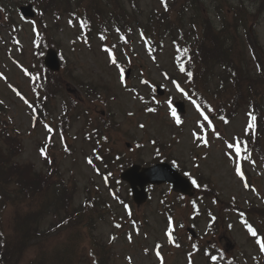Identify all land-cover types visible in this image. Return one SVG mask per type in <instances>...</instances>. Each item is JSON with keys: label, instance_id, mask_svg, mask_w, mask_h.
Here are the masks:
<instances>
[{"label": "rangeland", "instance_id": "obj_1", "mask_svg": "<svg viewBox=\"0 0 264 264\" xmlns=\"http://www.w3.org/2000/svg\"><path fill=\"white\" fill-rule=\"evenodd\" d=\"M15 2H25L26 0H14ZM231 5H236L240 0H229ZM249 2V0H247ZM212 0H205L203 12L208 13L216 25L221 24V14L217 13ZM162 4L160 0H140L142 17H146L152 10H158ZM227 9V8H226ZM226 9L222 10L225 11ZM252 10L255 6L251 7ZM230 18V17H228ZM16 19V17H15ZM17 22L21 21L18 17ZM23 31L21 32V44L24 47V55L29 58L34 47L35 35L33 32V23L21 22ZM253 25H250V27ZM257 41L264 47V16L259 18L256 26L251 27ZM75 28L70 27L65 21L57 32L63 40L61 51L64 57L73 63L75 73L71 69L70 76L82 77L85 81L93 82L100 86L103 95L112 98L111 109L118 122L121 123V131H117L113 136V146L117 152L136 156L144 163H149L153 159L156 146L151 143L155 140L157 144L173 141L172 153L177 158L181 167L191 170L192 172L200 171L216 186V197L213 199H198L195 204L186 202L176 209L177 227L176 231L182 236L183 243H189L187 239V229L192 228L197 231L198 236H202V243L208 244L213 240L211 235L206 236L209 231V220L204 217L208 209H212L219 216L220 224L218 231L219 246L226 251L229 257H238L241 264H262L259 256H264L258 244L249 238L244 228V223L240 220L239 215L225 208L229 201H236L242 207L252 206L264 207V167L262 164H246V169L251 172L252 180L249 187H244L245 182L235 173L236 163L233 150L227 148L228 143L235 142L237 137H243L248 124L249 109L240 110L239 114L230 122L222 123L213 119L212 126L220 134L217 139L212 132L208 131V147L203 145L197 146L192 133L196 130L202 132L196 127L202 118H199L194 106L190 101H186L183 95L176 91L172 80L166 79L163 70L173 72L172 55L173 44L170 39L165 38L163 50L157 52L156 57H151L148 53L145 43H143L138 32L133 34V50L128 51L126 57H121L122 66L125 73L128 71V64H131L130 76L125 79V84L119 81V73L114 65L109 63L108 54L103 50L100 40H93L91 46L87 43L78 44ZM244 34V33H243ZM8 33H4L0 38V99L10 110V115L14 125L24 137L26 152L19 158L22 162L32 161L36 164L38 170L44 168L42 158L37 150V143L46 139L48 130L44 126L33 127V116L29 107L13 91L11 85L23 86V90L28 91V80L23 72L12 59L22 58V53L18 47L13 46L10 42ZM240 43V41H238ZM111 43L119 45V38L113 37ZM137 56H136V55ZM247 60L252 59L247 48ZM169 72V73H171ZM147 80L148 84L141 83ZM158 84L163 87L170 97H157L155 101L160 104V111L150 114L147 111L146 101L154 94V85ZM126 85V86H125ZM69 97H77L82 92L74 84H68ZM66 97V95H65ZM142 97L143 99H140ZM170 98L176 100L183 99L187 102V112L182 120V129H177L175 120L171 116L170 109L166 101ZM64 96L59 97L52 107L54 116L57 118L62 112ZM152 101V100H151ZM96 114L104 113L109 115L110 110L99 104L93 109ZM94 114V112L92 111ZM132 113V115H129ZM144 127L141 128L140 125ZM207 125V123H204ZM82 124L73 125L72 142L74 149L72 154L69 149L60 147L56 153L57 161L62 167L63 173L68 177L71 171L74 172L78 179L79 192L77 201L84 198V189L88 185L90 176L94 173L86 163V156L92 151L91 146L82 138ZM207 130L208 127L206 126ZM59 140V139H58ZM135 141H141L143 144L135 145ZM131 147L126 148V143ZM133 150V152H131ZM131 152V153H130ZM186 166V167H184ZM101 180L98 183L101 184ZM168 187L151 193V201L142 206L133 205L130 209L126 205L119 204L118 201L109 198L110 208L117 218L121 220L120 227H116L114 219L109 217L106 221L101 222L97 228V235L105 243L112 241L113 251L116 254L117 264H161L157 256V251L162 253L165 259L163 264H213L208 258L199 255H188L186 251L178 249L169 242L166 232L169 226L164 222L162 207L159 200L162 192ZM126 188H123L122 195L127 196ZM172 196V195H170ZM235 199V200H234ZM193 206L198 207L201 211V221L197 227L190 225L192 218ZM131 212V215H128ZM258 212L255 214L257 215ZM136 215L139 217V223L130 222L128 217ZM261 220L264 222L262 215ZM252 222H256V217L250 216ZM182 225V227H181ZM260 230L264 229L259 227ZM115 237V239H113ZM131 237V240H129ZM230 241L227 249L226 240ZM159 246V247H157ZM173 251V252H172ZM258 261V262H257ZM215 264H217L215 262Z\"/></svg>", "mask_w": 264, "mask_h": 264}, {"label": "trees", "instance_id": "obj_2", "mask_svg": "<svg viewBox=\"0 0 264 264\" xmlns=\"http://www.w3.org/2000/svg\"><path fill=\"white\" fill-rule=\"evenodd\" d=\"M9 1L0 0V8L4 9ZM257 1L264 8V0ZM29 2L40 9L38 16L41 18L48 17L56 23L63 17L77 21L80 25L82 21L85 22V26L80 27L85 30L89 39L96 34L102 37L106 31L114 33V30L130 37V32L139 29L140 33H143L144 41H147L146 44L153 48L154 52L157 48L161 50L165 38L171 39L175 47L173 54L175 74L181 75L180 80L189 95L207 109L213 103L214 111L220 119L221 117L231 119L239 110L248 108L256 116L255 128L248 130L246 138L238 140L243 142L239 143L240 152L241 155L246 152V146L251 154L256 153L264 157V51L258 42L251 38L249 32L245 43L242 42L240 45L238 42L239 25L247 27L256 16L245 8L242 1L238 6L227 7L232 13L224 12L220 29L214 25L211 17L203 12L202 0H168L167 10L165 7L162 10L156 9L146 17H141L139 0H29ZM214 5L224 8L227 2L215 1ZM10 22H13V19L9 12L6 23H0V31L10 27L8 25ZM40 29L42 38L46 35L49 40L53 38L52 29L49 30L44 25H41ZM51 44L55 45L53 42ZM247 47L250 48L252 55V59L249 60L246 58ZM184 49L188 51L185 53ZM181 64L186 72L193 73L191 79L180 72ZM253 67L257 73H253ZM38 68V66L34 68V73L39 71L41 76L49 78L44 79L43 94L53 97L64 86L63 83L69 77L71 69H74V65L64 63V70L58 74H53L46 68H42L41 71ZM213 74L216 79L213 78ZM75 81L79 86H86L78 77ZM90 88L94 94H100V87ZM73 106L76 108V104ZM112 124L114 123L111 120L103 119L96 124V131L103 129L106 135ZM22 151V140L11 128L6 114L0 112V208H8L11 203L18 209V215L12 222V233H6L4 224L0 223V264L23 263L26 257V244L32 241L36 234L34 223L45 208L51 210L58 223H61L56 231L65 233L62 238L64 248L47 253L44 248L47 243L42 242L41 256L29 257V260L26 258L28 264H80L85 259V250H82V246L87 242L93 243L91 257L94 264H111L107 246L96 241L91 234L96 223L103 220L108 212L107 201L101 192L97 189L93 191L87 189L85 204L77 208L74 201L76 186L66 185L61 178H56L58 173H53L51 177L43 176L34 173L32 164H20L16 157ZM160 159L168 157L162 156ZM210 184V179H206L205 187L197 194L213 197L215 191ZM162 202L164 205L169 204L166 196ZM11 236L14 243L8 239Z\"/></svg>", "mask_w": 264, "mask_h": 264}, {"label": "snow or ice", "instance_id": "obj_3", "mask_svg": "<svg viewBox=\"0 0 264 264\" xmlns=\"http://www.w3.org/2000/svg\"><path fill=\"white\" fill-rule=\"evenodd\" d=\"M160 3H161L162 5H164L165 10H167V3H166V0H160ZM69 24H70V25L72 24V21H71V20L69 21ZM80 26L83 28V27L85 26V22L82 21ZM141 37L143 38V33H141ZM101 39L103 40L104 37L102 36ZM85 42H87V41H85ZM145 43H147V41H145ZM103 50L108 54V61H109V63H111L112 65H114L115 68L118 70V73H119V81H120V83H121V84H125V69H124V67H122V66L117 62V59H116V57H115V55H114L112 49H110V48H104ZM187 51H188L187 49H184V52H185V53H186ZM179 70H180V72L185 73L186 76H187L189 79L192 78L193 73L190 72V71H189V72H186V70H185L183 64H181V65L179 66ZM26 74H27V73H26ZM165 78L168 79L167 76H165ZM171 82H172V84L174 85L176 91L179 92V93H181V94L184 96V98H185V99H188V100L190 101V103L194 106L196 112H197L198 115H199V118H202L204 121H207V125L197 123L196 127H197L198 129H200L201 131H203V129H204L206 126H207V127H211V128H212V132H213V134L216 136L217 139H220V134L216 132L215 128L212 126V122H211V120L209 119L208 115L205 114V111L211 112L212 109H211L210 107H209L207 110L203 109V108L201 107V105H200L199 103H197V101H196L195 99H192V97L189 95V93L186 92L185 89L181 87L180 83H178V82L175 81V80H172ZM141 83L148 84V81H147V80H143V81H141ZM125 86H126V85H125ZM13 91H15V89H13ZM17 95L20 96V93L17 92ZM20 98H21L22 100H24V97H23V96H20ZM140 99H143V98L140 97ZM24 102L27 103L26 100H25ZM166 104H167L168 108L170 109L171 116H172L173 119L175 120V123H176L177 125L182 124L181 119H180V118L177 116V114H176V110H175V108H173V106H172V101L169 99V100L166 101ZM29 106L31 107V105H29ZM147 111L151 113V112H155L156 109H155V108H152V107H149V108H147ZM129 115H132V113H129ZM221 119L224 120L223 117H221ZM255 121H256V116L253 115L252 113H249V121H248L247 127H246V129H245V135H247L249 129H254V128H255ZM224 123L227 124L228 121H227V120H224ZM46 127H47V126H46ZM140 127L143 128L144 125L141 124ZM47 130H48L49 132L52 131V129H51L50 127H48ZM192 136H193L194 141L199 142V143H197V146H198V147L201 146V145H203L204 147H208V140L205 138V136L200 135V134H198V133L195 132V131L192 133ZM239 143H243V142H237L236 145H235V154H236L237 156L240 155V147H239ZM233 147H234V144H233V143H228V144H227V148L232 149ZM66 150H67V149H66ZM245 151H247L246 146H245ZM40 154H41L42 156H46V151H45V149H41V150H40ZM88 163H89V164H92V160H88ZM235 173H236V175L239 176L242 180L244 179V173L242 172L241 167H240L239 164L236 165ZM186 175H188V174L186 173ZM105 179H107V178H105ZM192 183H193L194 185L197 184L196 180H192ZM244 187H246V188L248 187L247 183H245ZM125 207H127V206H125ZM129 215H131L130 212H129ZM241 216H243V213H241ZM213 219H214V218H213ZM172 224H173L172 218L169 217V228H168V231L165 233L166 236H167L168 239H169V242H172V240H173V236H172V231H173ZM116 227H120V225L117 224ZM181 227H182V225H181ZM245 227L247 228V231L249 232V234H250L251 236H253V237L256 238L255 242L259 245L260 250H261L262 252H264V240H262L261 237L258 236L256 230H255L250 224H247V223H246V224H245ZM113 239H115V237H113ZM129 240H131V237H129ZM175 246H176V247H180L179 244H176ZM157 247H159V246H157ZM193 247H195V245H194ZM157 256L160 257L159 252H157ZM160 259H161V264H163V259H162V257H160ZM210 259L213 261V264H215V262H216V260H217V256L213 255V256L210 257ZM229 264H231V261H229Z\"/></svg>", "mask_w": 264, "mask_h": 264}, {"label": "water", "instance_id": "obj_4", "mask_svg": "<svg viewBox=\"0 0 264 264\" xmlns=\"http://www.w3.org/2000/svg\"><path fill=\"white\" fill-rule=\"evenodd\" d=\"M28 9H24L26 15L29 14ZM46 66L51 70L59 69V61L56 52L49 51L46 57ZM158 89V92L162 94V91ZM177 108L179 111L184 112V105L178 103ZM122 179L129 182L132 188L133 197L137 204H142L147 199L145 187L148 184H162L169 183L173 190L180 191L190 195L191 184L185 178H183L173 167L167 164H160L153 168L141 169L140 166H133L122 174ZM141 189V190H140Z\"/></svg>", "mask_w": 264, "mask_h": 264}]
</instances>
